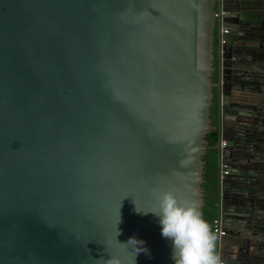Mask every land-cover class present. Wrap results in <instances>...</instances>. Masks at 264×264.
Segmentation results:
<instances>
[{
  "label": "water",
  "instance_id": "obj_1",
  "mask_svg": "<svg viewBox=\"0 0 264 264\" xmlns=\"http://www.w3.org/2000/svg\"><path fill=\"white\" fill-rule=\"evenodd\" d=\"M214 100V252L264 264V0H0V264H173L134 209L203 216Z\"/></svg>",
  "mask_w": 264,
  "mask_h": 264
},
{
  "label": "clouds",
  "instance_id": "obj_2",
  "mask_svg": "<svg viewBox=\"0 0 264 264\" xmlns=\"http://www.w3.org/2000/svg\"><path fill=\"white\" fill-rule=\"evenodd\" d=\"M155 200V207L148 211H142L137 206L134 210L140 214L150 212L158 218L160 235L170 245L173 264H221L213 251L214 235L193 203L179 198L172 190L155 193ZM118 220L119 215L115 228ZM117 232L116 228V235ZM119 243L126 245L133 253L131 264H135V256L140 252L150 255L141 238L129 236L126 242ZM103 264H122V261L118 256H108Z\"/></svg>",
  "mask_w": 264,
  "mask_h": 264
},
{
  "label": "trees",
  "instance_id": "obj_3",
  "mask_svg": "<svg viewBox=\"0 0 264 264\" xmlns=\"http://www.w3.org/2000/svg\"><path fill=\"white\" fill-rule=\"evenodd\" d=\"M206 140L208 142V152L205 157L206 161V174L204 175L205 183L202 188L205 193V206L203 208V219L209 226L212 233L213 222L216 219V202H217V185H216V143H217V132L211 131ZM215 248V240H213V251Z\"/></svg>",
  "mask_w": 264,
  "mask_h": 264
},
{
  "label": "built area",
  "instance_id": "obj_4",
  "mask_svg": "<svg viewBox=\"0 0 264 264\" xmlns=\"http://www.w3.org/2000/svg\"><path fill=\"white\" fill-rule=\"evenodd\" d=\"M218 16H220V13H219V15L218 14L216 15L217 18H218ZM227 33H228V30L227 29H223V28L220 29L219 34L221 36L226 35ZM219 41H220L221 44L224 43V41L222 40V38H220ZM224 144L225 143L222 141L221 146H224ZM225 168H226V165L224 163H222L220 165V176L221 177L227 175V173H228V171ZM212 234L214 235V240H217L220 237H223L225 235V231L222 229V227L220 225V222L217 219H215L214 222H213V231H212Z\"/></svg>",
  "mask_w": 264,
  "mask_h": 264
},
{
  "label": "flooded vegetation",
  "instance_id": "obj_5",
  "mask_svg": "<svg viewBox=\"0 0 264 264\" xmlns=\"http://www.w3.org/2000/svg\"><path fill=\"white\" fill-rule=\"evenodd\" d=\"M218 29H215V37L217 36V34H218ZM214 74H213V80H214V84H216V80H217V72H216V59H214ZM214 91H215V89H214ZM211 111H212V119L215 117V114H216V105H215V100H214V105L212 106V108H211ZM215 121H214V119H213V126H214V129L213 130H215L216 132H217V127L215 128ZM216 126H217V123H216Z\"/></svg>",
  "mask_w": 264,
  "mask_h": 264
},
{
  "label": "crops",
  "instance_id": "obj_6",
  "mask_svg": "<svg viewBox=\"0 0 264 264\" xmlns=\"http://www.w3.org/2000/svg\"><path fill=\"white\" fill-rule=\"evenodd\" d=\"M219 32H220V30H219ZM219 32H218V33H219ZM213 119H214V121H215L214 124H215V128H216V127H217V126H216V114H215V117H214ZM221 143H222V142H221ZM222 163H225V162L222 161ZM222 163H221V164H222ZM216 176H217V167H216ZM220 225H221V224H220ZM223 237H226L224 241H228V240H230L229 236L224 235ZM230 246H231V245H230ZM229 249H230V247H228V251L231 252L230 250H232V248H231L230 250H229ZM232 252H233V251H232ZM225 255L228 256V255L225 254V253H222V254L219 256L220 262L223 263V264L225 263Z\"/></svg>",
  "mask_w": 264,
  "mask_h": 264
}]
</instances>
